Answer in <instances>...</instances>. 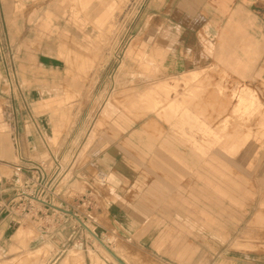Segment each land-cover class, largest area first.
<instances>
[{
    "label": "rangeland",
    "instance_id": "rangeland-1",
    "mask_svg": "<svg viewBox=\"0 0 264 264\" xmlns=\"http://www.w3.org/2000/svg\"><path fill=\"white\" fill-rule=\"evenodd\" d=\"M239 7L249 25L231 18ZM101 12L103 23L95 19ZM251 39L263 53H251ZM262 46L264 0H228L226 8L223 0H0V56L9 57L12 81L32 76L39 54L55 56L59 67L56 83L43 80L40 95L23 98L28 109L11 94L25 120H39L45 133L44 142L36 136L26 143L27 159L50 163L40 148L57 154L72 133L68 142L80 157L116 148L134 162L132 183L160 177L170 188L167 217L183 209L187 218L167 222L163 240L185 241L183 264L225 256L264 264ZM243 92L257 102L240 103ZM108 103L126 123L103 115ZM13 128L0 126V146L20 164ZM3 176L18 178L17 187L27 179L14 168ZM63 178L53 203L77 216L35 202L29 212L17 206L0 218V264H120L106 247L128 264H168L166 254L123 236L122 224L107 220V205L99 216L98 206L63 194ZM195 184L202 202L213 205H195Z\"/></svg>",
    "mask_w": 264,
    "mask_h": 264
},
{
    "label": "crops",
    "instance_id": "crops-1",
    "mask_svg": "<svg viewBox=\"0 0 264 264\" xmlns=\"http://www.w3.org/2000/svg\"><path fill=\"white\" fill-rule=\"evenodd\" d=\"M223 6L225 8L228 6V0H223ZM241 10V7L236 8L231 18L241 25H249V21L241 13ZM98 12V10L95 11L96 14ZM104 14V12H101L100 17L96 16V21L103 23L101 16ZM256 44L257 42L255 39L250 40L249 46L251 48V53H257L256 50L260 52ZM262 48H264V46H262ZM260 53H263V51ZM37 61L39 64L35 66L32 76H18V82L16 84L12 81L10 76L11 63L9 57L6 56L4 58V55L0 56V73L2 74L0 75V110L2 109L4 113L0 116V126L7 125L14 127V135L19 142V159H27V152L30 150H26V143L28 145V142L31 140L37 142L36 136H39V139L44 142L45 138L43 135L45 133L42 131L41 127L43 126L40 124L39 120L35 118L25 120L23 116L24 108L21 106L20 99L18 102H13L11 94H15L17 91L22 101L23 98L26 99V94L28 93L40 95L43 80L47 81L46 79H48L50 86H52V83H56V73L59 72L57 58L55 56L39 54ZM43 73L49 74L48 78H44L45 75L43 76ZM21 78L32 83L34 87L27 90L28 87L27 89L25 88L26 86L23 85ZM23 103L25 109H28V103L24 101ZM116 110L117 109L112 103H108L102 111L104 116H116V119L123 120V123H126V117L121 113L117 114ZM32 125L36 127L34 131L30 129ZM128 127V125L118 126L121 130H126ZM44 129L45 128H43V130ZM72 136H74V134L72 135L71 133L70 136L66 138L64 145L61 146V151L57 154L47 148V152L43 155L44 152L42 148H40V156L45 158L49 155L48 157H50V160L56 158L60 161L62 166L64 164L57 185V187L61 185V179L63 177L69 176V180H67V183L63 187V194L74 195L76 198H82V201L87 200V203H93L94 206H98V209L96 208V213L99 216V210L101 209L103 212V205H107L108 208L105 213L108 217L107 220L113 223L120 222L122 227L119 229L123 236L138 238L141 246L152 248V253L156 255L159 254V251L166 254L169 260L168 264L185 263L187 251L185 241L177 240L176 243H165V245H163L164 238H167V222L187 220V218L184 216L181 217L179 214L183 209L173 210L177 211V217H167L169 215L168 213L171 212V210H169L171 204L168 198L170 194L168 185L158 176H155L156 178H151L145 185L138 181L132 183L134 176L131 177V173L133 172L131 164H134V162L130 157L123 156L121 154L122 152L116 148L108 150L104 154L99 149H96L92 150L91 153L87 154L84 158L80 157V153L77 152L78 150H74V141L72 143L68 142V139ZM37 152H39V149L35 148L34 153ZM14 158V151L9 150V147H6L2 143L0 146V172L18 165L13 161ZM104 178L108 183L107 185L103 184ZM17 181L18 178L9 180L5 176L1 177L0 198L6 199L11 196L13 191L17 188ZM195 185L197 186H195V190H200L199 202H197V204L195 203V205H199V207H202L203 204L213 205V202H202V186L199 188L197 184ZM84 197H87V199H84ZM58 198L59 197L56 199ZM224 204L227 205L228 203ZM56 210L59 211V208ZM66 211L68 210H61L59 212L67 214ZM67 215L72 216L70 213ZM196 220L195 218L194 221ZM200 220L202 219L200 218ZM149 222L153 224L144 226V223ZM171 256H173L172 259H177V262L171 260ZM212 259L214 260V257ZM213 260L211 264H237V262H235L237 261L236 259L226 256L221 259L218 258L215 262Z\"/></svg>",
    "mask_w": 264,
    "mask_h": 264
},
{
    "label": "built area",
    "instance_id": "built-area-1",
    "mask_svg": "<svg viewBox=\"0 0 264 264\" xmlns=\"http://www.w3.org/2000/svg\"><path fill=\"white\" fill-rule=\"evenodd\" d=\"M62 170L63 166L56 158H52L50 163L20 158V164L14 166V171L25 175L27 179L11 196L6 199L0 198V218L14 212L17 206L19 209L24 206L22 212H29L28 209H32L33 202L50 209V204H54L53 201L59 196L55 191Z\"/></svg>",
    "mask_w": 264,
    "mask_h": 264
},
{
    "label": "bare ground",
    "instance_id": "bare-ground-1",
    "mask_svg": "<svg viewBox=\"0 0 264 264\" xmlns=\"http://www.w3.org/2000/svg\"><path fill=\"white\" fill-rule=\"evenodd\" d=\"M163 85V84H162ZM239 101H240V103H248L249 105H253L254 103H256L257 102V98L255 97V95L253 94V93H250V92H243V93H241V95L239 96ZM176 102L174 101V102H172V105L173 106H176ZM41 202V201H40ZM50 206L51 207H53V209H54V211H58V210H56L57 208H59V211H61V210H63L62 208H60V207H58V206H52L51 204H50ZM65 211V210H64ZM66 213L68 214V213H70V214H72V216L73 217H76V215L75 214H73V213H71V212H68V211H66ZM76 220H78V218H76ZM84 225H85V227H87L86 229L89 231V232H94L93 231V229L92 228H90V226L86 223V222H84ZM95 238L97 239V240H95L96 242L98 241L99 243H101V244H103V242L99 239V238H97V236L95 235ZM100 240V241H99ZM106 247V246H105ZM114 253H115V249L116 248H111V246L109 247ZM106 249H107V251L111 254V251L106 247ZM112 255V254H111ZM113 256V255H112ZM118 256V255H117ZM121 260H122V258H120ZM69 260H70V257H69ZM125 264H128V263H126L125 261H123Z\"/></svg>",
    "mask_w": 264,
    "mask_h": 264
},
{
    "label": "water",
    "instance_id": "water-1",
    "mask_svg": "<svg viewBox=\"0 0 264 264\" xmlns=\"http://www.w3.org/2000/svg\"><path fill=\"white\" fill-rule=\"evenodd\" d=\"M100 241V240H99ZM111 254L113 255V257L115 258V259H117L118 261H119V263L120 264H124L115 254H113L112 252H111Z\"/></svg>",
    "mask_w": 264,
    "mask_h": 264
}]
</instances>
